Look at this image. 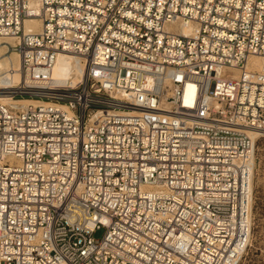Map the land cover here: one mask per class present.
Returning a JSON list of instances; mask_svg holds the SVG:
<instances>
[{
    "label": "built area",
    "instance_id": "built-area-1",
    "mask_svg": "<svg viewBox=\"0 0 264 264\" xmlns=\"http://www.w3.org/2000/svg\"><path fill=\"white\" fill-rule=\"evenodd\" d=\"M0 37L35 101H0V264H241L264 0H0ZM60 53L85 80L51 79Z\"/></svg>",
    "mask_w": 264,
    "mask_h": 264
},
{
    "label": "bare ground",
    "instance_id": "bare-ground-1",
    "mask_svg": "<svg viewBox=\"0 0 264 264\" xmlns=\"http://www.w3.org/2000/svg\"><path fill=\"white\" fill-rule=\"evenodd\" d=\"M39 29V19L31 18L25 21L26 32L38 31ZM182 30L185 34H189L191 27L184 25ZM16 41L14 37H0V89L1 87L7 89V91L0 92V101L3 103L17 102L22 105L33 104L35 101L30 98L14 99L11 97L13 93L25 91L33 86L23 71L22 57L16 52L8 55L10 45H15ZM253 60L257 68L260 60L256 57ZM50 76L56 83H65V81L71 79L72 83L77 84L85 80L86 73L84 65L78 56L70 53H60L54 63ZM192 89L191 85H188L186 88V102L189 104L192 103ZM250 135L256 139V135H259V133L252 132ZM230 264H235V260Z\"/></svg>",
    "mask_w": 264,
    "mask_h": 264
},
{
    "label": "rangeland",
    "instance_id": "rangeland-1",
    "mask_svg": "<svg viewBox=\"0 0 264 264\" xmlns=\"http://www.w3.org/2000/svg\"><path fill=\"white\" fill-rule=\"evenodd\" d=\"M13 52L15 51L11 49L10 45L8 55H11ZM3 91H7V89L1 87L0 92ZM22 98L26 97H17L16 99ZM258 136L256 135V138ZM252 205L253 230L249 246L241 259V264H264V136L257 139L255 146ZM104 233L105 228H100L95 232L94 237L101 239Z\"/></svg>",
    "mask_w": 264,
    "mask_h": 264
}]
</instances>
